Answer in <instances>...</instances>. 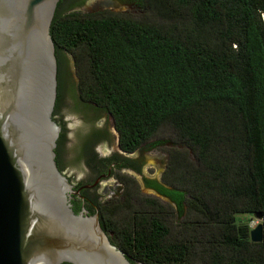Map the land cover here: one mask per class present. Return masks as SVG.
<instances>
[{
  "label": "trees",
  "instance_id": "1",
  "mask_svg": "<svg viewBox=\"0 0 264 264\" xmlns=\"http://www.w3.org/2000/svg\"><path fill=\"white\" fill-rule=\"evenodd\" d=\"M140 1L153 16L80 14L59 2L50 28L53 117L70 92L62 81L70 56L81 101L112 118L121 151H136L170 125L193 153L196 163L172 156L165 186L150 183L178 216L129 226L135 233L122 242L135 261L264 264V0ZM242 215L262 216L261 243L251 242Z\"/></svg>",
  "mask_w": 264,
  "mask_h": 264
},
{
  "label": "water",
  "instance_id": "2",
  "mask_svg": "<svg viewBox=\"0 0 264 264\" xmlns=\"http://www.w3.org/2000/svg\"><path fill=\"white\" fill-rule=\"evenodd\" d=\"M60 1L0 0V264H132L98 215L72 211L73 187L56 164L50 28ZM250 240L263 241L261 223Z\"/></svg>",
  "mask_w": 264,
  "mask_h": 264
},
{
  "label": "flooded vegetation",
  "instance_id": "3",
  "mask_svg": "<svg viewBox=\"0 0 264 264\" xmlns=\"http://www.w3.org/2000/svg\"><path fill=\"white\" fill-rule=\"evenodd\" d=\"M79 1L65 0L64 4L71 12L80 6ZM54 121L61 128L60 136L62 135L65 139V142L63 139L60 142L57 163L75 193L69 198L72 211L76 215L83 214L88 217L98 215L101 228L110 243L121 250L132 264H142L125 253V249L127 251L128 248L123 244L122 237L128 233H135L134 227L129 226L140 224L153 216L161 217L165 225H168L170 206L175 210L172 215L178 216L176 205L150 185L154 182L159 186H165L163 179L169 168L163 165V158L160 162H162V168L166 170L161 174L160 181L143 172L144 154L159 148L160 142L152 145H148V142L144 143L136 151L128 153L120 150L119 135L115 130L114 122L112 132L105 133L92 129L84 134L79 133L74 140L68 135L62 118L56 116ZM111 135L116 139L115 153L111 156L103 155L102 147L98 145V142L106 140ZM148 148L150 149L147 150ZM69 158L83 161L87 168L85 178L78 179L75 174L69 172V167L60 165ZM136 184L140 196H136ZM153 201L162 208V211L153 210L151 205Z\"/></svg>",
  "mask_w": 264,
  "mask_h": 264
},
{
  "label": "rangeland",
  "instance_id": "4",
  "mask_svg": "<svg viewBox=\"0 0 264 264\" xmlns=\"http://www.w3.org/2000/svg\"><path fill=\"white\" fill-rule=\"evenodd\" d=\"M111 3H110V2ZM110 3L105 4V3ZM140 0H86L82 5L76 7L71 12L80 14H97L101 12H112L116 14H124L134 19H147L153 16V12L146 6L140 5ZM63 83L67 85L70 91L66 94L65 101L61 106L60 113L57 118H62L67 128L68 135L74 140L78 137L79 133H87L92 129L103 131L105 133L113 131V120L104 111L98 109L90 103H84L80 99L78 91V77L74 67L73 60L70 56L65 57ZM67 93V91H66ZM116 139L111 135L107 139L98 142L101 146L103 155L111 156L115 153ZM155 142H160L159 148H154L151 152L145 153L143 172L152 175L157 180H161V174L164 168H162L161 158L164 160V164L169 168L172 156L178 151L183 154H187L189 159L196 163L193 153L189 148L180 140L177 133L170 125L162 126L157 134L148 141V145H152ZM148 148L147 150H149ZM146 150V151H147ZM165 157V159H164ZM64 167H69V172L75 174L78 179L85 178L87 168L84 166L83 161L79 159L69 158L64 161ZM140 182V179L137 178ZM136 196H140L138 193V187L136 184ZM175 211L171 206L169 212ZM238 221L246 222L250 228H255L260 222L252 216H238Z\"/></svg>",
  "mask_w": 264,
  "mask_h": 264
},
{
  "label": "built area",
  "instance_id": "5",
  "mask_svg": "<svg viewBox=\"0 0 264 264\" xmlns=\"http://www.w3.org/2000/svg\"><path fill=\"white\" fill-rule=\"evenodd\" d=\"M251 229H253V228H251Z\"/></svg>",
  "mask_w": 264,
  "mask_h": 264
}]
</instances>
